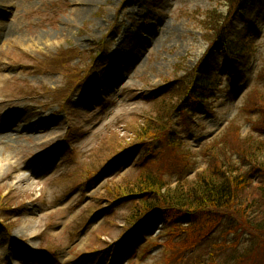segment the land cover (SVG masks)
Masks as SVG:
<instances>
[{"label":"rangeland","instance_id":"374dc122","mask_svg":"<svg viewBox=\"0 0 264 264\" xmlns=\"http://www.w3.org/2000/svg\"><path fill=\"white\" fill-rule=\"evenodd\" d=\"M150 3L0 0V264H164L160 217L141 226L134 247L117 245L132 198L108 202L109 190L145 171L163 170L170 188L192 180L206 167L202 151L235 133L240 143H264V114L256 101L247 105L264 95L262 12L251 31L256 51L235 86L222 77L209 110L172 114L181 165L168 168L172 154L162 151L119 155L210 49L205 15L227 12L217 0ZM254 15L232 14L228 39L248 32ZM101 43L109 59L93 63Z\"/></svg>","mask_w":264,"mask_h":264},{"label":"trees","instance_id":"16d2710c","mask_svg":"<svg viewBox=\"0 0 264 264\" xmlns=\"http://www.w3.org/2000/svg\"><path fill=\"white\" fill-rule=\"evenodd\" d=\"M143 1L153 7L151 0ZM217 1L227 12L211 11L200 24L210 49L175 82L171 97L158 103L156 117L146 118L133 144L121 151L123 154L143 148L142 159L146 160L160 151L163 155L170 153L167 167L178 168L182 158L175 151L182 144L172 127V114L184 105L188 108L183 115L189 119L192 105L209 110L207 104L219 93L222 77L232 86L237 83L243 66L256 51L251 31L264 12V0ZM236 13L255 14V20L240 39H228L227 20ZM217 45H221L220 52L212 49ZM106 51L101 43L90 60L94 63L102 57L106 61ZM256 97L247 105L255 108L256 101V112L263 115L264 95L258 93ZM233 137L235 140L225 137L202 151L206 167L192 180L183 178L170 188L162 182L164 171L155 170L142 172L130 184L111 188L108 202L132 198L126 219L129 228L117 244L134 246L133 237L142 239L141 226L160 217L167 236L162 243L164 264H264V143L252 137L240 143L238 133ZM142 162L139 160L137 166Z\"/></svg>","mask_w":264,"mask_h":264},{"label":"bare ground","instance_id":"6f19581e","mask_svg":"<svg viewBox=\"0 0 264 264\" xmlns=\"http://www.w3.org/2000/svg\"><path fill=\"white\" fill-rule=\"evenodd\" d=\"M4 36H5V35H3L2 37H4ZM4 137H6V138H7L8 136L4 135Z\"/></svg>","mask_w":264,"mask_h":264}]
</instances>
